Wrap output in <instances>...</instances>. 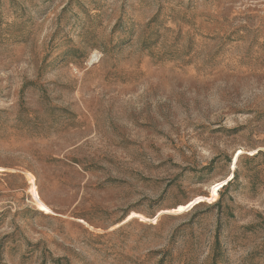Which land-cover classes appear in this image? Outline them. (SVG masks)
<instances>
[{"label":"rangeland","instance_id":"374dc122","mask_svg":"<svg viewBox=\"0 0 264 264\" xmlns=\"http://www.w3.org/2000/svg\"><path fill=\"white\" fill-rule=\"evenodd\" d=\"M0 264H264V0H0Z\"/></svg>","mask_w":264,"mask_h":264}]
</instances>
